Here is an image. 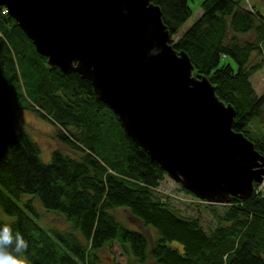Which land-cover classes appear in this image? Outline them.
I'll list each match as a JSON object with an SVG mask.
<instances>
[{"label":"trees","instance_id":"trees-1","mask_svg":"<svg viewBox=\"0 0 264 264\" xmlns=\"http://www.w3.org/2000/svg\"><path fill=\"white\" fill-rule=\"evenodd\" d=\"M151 1L173 48L185 52L193 73L207 77L217 97L235 109L233 129L264 154V92L257 95L250 81L264 66V16L239 0H201L200 15L174 38L192 14L188 0ZM46 59L1 7L0 209L11 219H0V226L23 235L26 263L99 264V252L115 243L127 264H264V186L254 183L249 196L226 203L199 200L180 187L214 224L204 225L200 208L196 215L182 213L168 195L155 193L166 173L125 134L90 81ZM19 107L53 123L55 138L78 155L55 148L43 161L38 143L12 125V109ZM35 202L68 227L40 225ZM117 208L149 234L125 226ZM172 240L180 248L169 245Z\"/></svg>","mask_w":264,"mask_h":264},{"label":"water","instance_id":"water-1","mask_svg":"<svg viewBox=\"0 0 264 264\" xmlns=\"http://www.w3.org/2000/svg\"><path fill=\"white\" fill-rule=\"evenodd\" d=\"M50 66L88 79L125 134L195 197L226 203L264 179L235 109L176 51L151 0H0Z\"/></svg>","mask_w":264,"mask_h":264},{"label":"rangeland","instance_id":"rangeland-1","mask_svg":"<svg viewBox=\"0 0 264 264\" xmlns=\"http://www.w3.org/2000/svg\"><path fill=\"white\" fill-rule=\"evenodd\" d=\"M200 2L201 0H188V5L192 10V14L180 26V28L174 35V38H177L179 35H181L183 31H185L193 23V21L200 15L201 13ZM239 3L242 6H246L248 8L251 7L254 8L264 16V0H239ZM261 57L264 60V53L262 54ZM258 59L259 56L257 57L254 56V61H257ZM226 60L230 61L229 58H226ZM250 81L257 95H260L264 92V66L259 68L250 75ZM11 122L14 128L22 127L23 129H25L27 133L31 136V138L38 143L40 147V156L43 161H48L50 159V153L55 148L61 149L62 151L72 156L78 155V152L72 151L70 148H68L66 145L62 144L55 138L54 133L56 128L53 125V123L41 117L35 111H32L25 107L14 108L12 109ZM252 125L257 126L259 128L256 122H253ZM262 131L264 130L262 129ZM180 187L182 186L179 182L170 178V176L166 174L164 179L159 183L157 189L155 190V193L168 195L171 198V203L175 207L179 208V210L184 214L196 215L197 208H200V210H202L200 212L202 218L201 221L204 223V225L205 226L213 225L214 221L209 216L208 211L204 208L196 207L193 204H190L191 196L183 192L180 189ZM35 203L37 210L40 213H42L41 219L35 218V220L40 225L44 227L45 226L57 227L60 229H65L68 227V223L65 221V219L62 216L53 213H47L45 212L43 207H40V205L37 202ZM114 213L116 217L119 220H121L125 226L132 229L144 231L145 233L149 234L150 229L144 228L138 220L131 217L127 209L117 208L114 210ZM0 219L9 220L11 218L0 209ZM168 244L180 248V244L175 240L168 242ZM99 256H100L99 264H127L126 256L120 252L119 247L115 243L111 244L109 247H105L104 249H102L99 252ZM25 264L28 263H26L25 261ZM147 264H153V263L150 261Z\"/></svg>","mask_w":264,"mask_h":264},{"label":"clouds","instance_id":"clouds-1","mask_svg":"<svg viewBox=\"0 0 264 264\" xmlns=\"http://www.w3.org/2000/svg\"><path fill=\"white\" fill-rule=\"evenodd\" d=\"M27 248V241L21 233L13 234L9 224L0 226V264H25L23 254Z\"/></svg>","mask_w":264,"mask_h":264},{"label":"built area","instance_id":"built-area-1","mask_svg":"<svg viewBox=\"0 0 264 264\" xmlns=\"http://www.w3.org/2000/svg\"><path fill=\"white\" fill-rule=\"evenodd\" d=\"M259 184H261V185H259V186H264V180H262ZM196 198H197V197H196ZM197 199H198V198H197ZM197 199H196V200H197ZM191 201H194V198L191 197ZM191 201H190V202H191Z\"/></svg>","mask_w":264,"mask_h":264},{"label":"bare ground","instance_id":"bare-ground-1","mask_svg":"<svg viewBox=\"0 0 264 264\" xmlns=\"http://www.w3.org/2000/svg\"><path fill=\"white\" fill-rule=\"evenodd\" d=\"M199 199V198H198ZM200 200V199H199Z\"/></svg>","mask_w":264,"mask_h":264},{"label":"crops","instance_id":"crops-1","mask_svg":"<svg viewBox=\"0 0 264 264\" xmlns=\"http://www.w3.org/2000/svg\"><path fill=\"white\" fill-rule=\"evenodd\" d=\"M246 7V6H245Z\"/></svg>","mask_w":264,"mask_h":264}]
</instances>
